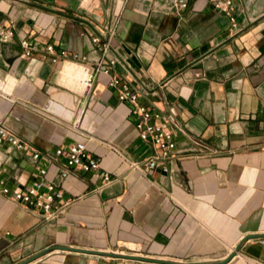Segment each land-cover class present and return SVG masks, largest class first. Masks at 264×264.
<instances>
[{"label":"crops","instance_id":"crops-1","mask_svg":"<svg viewBox=\"0 0 264 264\" xmlns=\"http://www.w3.org/2000/svg\"><path fill=\"white\" fill-rule=\"evenodd\" d=\"M99 61L108 71L81 94L79 66ZM111 76L159 113L154 123L181 124L167 172L128 167L124 156L152 146ZM0 123L27 143L0 142V264H162L59 247L212 262L238 245L226 264H264V237L248 238L264 234V0H233L229 14L208 0L178 14L175 0H0ZM80 139L110 183L74 169L62 178L53 160L46 179L69 201L56 218L10 198L40 177L31 148Z\"/></svg>","mask_w":264,"mask_h":264},{"label":"built area","instance_id":"built-area-1","mask_svg":"<svg viewBox=\"0 0 264 264\" xmlns=\"http://www.w3.org/2000/svg\"><path fill=\"white\" fill-rule=\"evenodd\" d=\"M208 1L212 4L214 9L223 10L227 14L231 12L233 0ZM187 6L188 0H175V10L177 14L187 8ZM7 35H12V32L8 31ZM109 36L110 34H107L104 38H108ZM93 41L100 42L101 40L100 37L96 36L93 38ZM21 43L25 48V54H30V44L28 41L23 39ZM107 44L106 41L104 44L105 47ZM45 50L49 54H52L54 52V46L49 44L45 47ZM72 55L74 59L80 57L77 53H73ZM64 56H66L65 49L60 50L58 54L53 55L51 60L52 62L57 63L60 61V57ZM113 63L114 62L111 61V64ZM79 67L82 75L78 81V90H80L81 94H84L91 89L93 81L100 71H108L107 68L102 67L100 61L92 68L83 65ZM107 83L110 88L116 89L119 101L128 106L129 116L133 119V125H135V128L138 131L139 138L150 143L152 146L151 154L142 160L132 161L124 156L128 167H130L131 170H139L140 172L152 171V169H160L163 172H167L169 169L167 163L169 159L175 155L176 137L180 136V134H184L181 124L175 121L172 117H167L163 121L154 123L152 120L153 118H159V113L149 110L144 105L138 104L137 93L131 89L128 82L120 81L117 76H111ZM3 141L18 150H23L24 147L27 146V143L15 132L10 128H6L3 123H0V142ZM194 142L197 145L203 146L198 140H194ZM30 156L32 161L36 164L40 177L21 189L13 190L10 194V198L28 209L36 211L47 220H53L56 218L69 203V201L59 203L63 199L61 188L51 180L46 179L48 171L47 165L53 162V160L60 161V176L62 178L67 177L71 169H74L86 172L91 171L94 176L99 175L102 178V181L106 184L110 183L112 180L111 173L100 168L99 158L87 151L83 139L69 142L66 145H58L52 150V152L31 148ZM2 192L8 194L9 188L3 187Z\"/></svg>","mask_w":264,"mask_h":264},{"label":"water","instance_id":"water-1","mask_svg":"<svg viewBox=\"0 0 264 264\" xmlns=\"http://www.w3.org/2000/svg\"><path fill=\"white\" fill-rule=\"evenodd\" d=\"M254 237H264V234H254V236H248V238H254ZM247 238V239H248ZM238 246L235 247V249H233V251H231L227 256L226 258H224L223 260H219V261H212V262H201V261H198V262H190V263H176V262H172V261H165V260H162V259H158V258H155V259H152V258H148V257H145V256H135V255H132V254H119V253H115V252H105V251H102V250H98V251H95V250H90V249H79V248H74V247H59L61 249H65V250H73V251H78V252H81V253H89V254H101V255H108V256H116V257H122V258H129V259H134V260H138V261H146V262H152V263H162V264H226L228 261H230L235 255H236V252L238 251ZM26 262H23V263H20V264H25Z\"/></svg>","mask_w":264,"mask_h":264}]
</instances>
